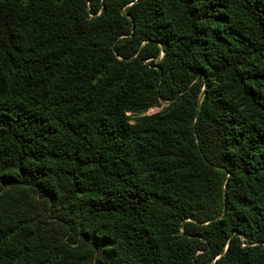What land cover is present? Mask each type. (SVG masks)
<instances>
[{
    "label": "trees",
    "instance_id": "obj_1",
    "mask_svg": "<svg viewBox=\"0 0 264 264\" xmlns=\"http://www.w3.org/2000/svg\"><path fill=\"white\" fill-rule=\"evenodd\" d=\"M0 264H264V0H0Z\"/></svg>",
    "mask_w": 264,
    "mask_h": 264
},
{
    "label": "rangeland",
    "instance_id": "obj_2",
    "mask_svg": "<svg viewBox=\"0 0 264 264\" xmlns=\"http://www.w3.org/2000/svg\"><path fill=\"white\" fill-rule=\"evenodd\" d=\"M160 110H161V108H152V109H149L145 114L146 115H151V114H154L155 112H158ZM127 116L131 117L130 114H128Z\"/></svg>",
    "mask_w": 264,
    "mask_h": 264
}]
</instances>
